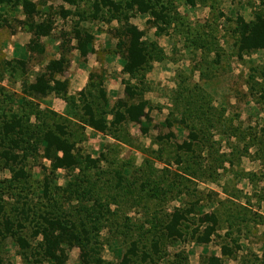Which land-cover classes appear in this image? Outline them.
I'll return each mask as SVG.
<instances>
[{
	"label": "rangeland",
	"instance_id": "obj_1",
	"mask_svg": "<svg viewBox=\"0 0 264 264\" xmlns=\"http://www.w3.org/2000/svg\"><path fill=\"white\" fill-rule=\"evenodd\" d=\"M33 1L40 14L52 10L55 28L61 27V0ZM168 1L173 7L178 0ZM185 1L190 6L200 1L204 4L187 20L177 3L178 15L172 13L161 32L170 27L183 36L187 23L194 58L204 62L200 69L206 77V90L198 92L194 117L178 119L181 130H172L166 115L156 117L160 115L158 107L153 113L156 121L151 119L152 127L145 137L124 134L130 144L110 141L103 152L87 141L81 142L75 147V155L87 158L71 169L56 170L43 157L41 138L48 128L61 124L60 103H49V108L46 99L41 100L43 105L34 99L19 101L22 81H33V71L46 54L32 55L27 73L18 63L2 64L3 57L12 60L4 45L24 31L19 27L24 15L17 0H0V119L9 110L23 117L21 157L15 167L27 172L24 178L15 177L0 157V264H55L43 256L39 235L46 220L55 218L68 220L79 236L66 250L64 264H119L122 254L134 249L131 264H184L190 238L204 230L197 209L203 196L197 188L215 186L204 180L208 171L210 176L215 170L233 180L226 184L228 189L237 180L247 189L249 182L242 181L245 178L264 181V48L239 54L237 23L239 17L253 22L256 14L264 15V0ZM178 17L183 19L179 24L175 23ZM217 73L221 80L218 90L223 89L220 94L216 91ZM200 122H207V130L196 127ZM215 124H221L220 129ZM99 153H110L111 161H100L97 171L94 160ZM175 190H188L191 195ZM176 196V201H170ZM176 208H192L193 213L188 212L181 223L182 238L170 241L165 224ZM7 220L15 238L5 231ZM19 237L27 241V247Z\"/></svg>",
	"mask_w": 264,
	"mask_h": 264
},
{
	"label": "crops",
	"instance_id": "obj_2",
	"mask_svg": "<svg viewBox=\"0 0 264 264\" xmlns=\"http://www.w3.org/2000/svg\"><path fill=\"white\" fill-rule=\"evenodd\" d=\"M94 1L76 0V2L70 3L68 0H61V7L68 12V16L65 19L61 17L60 28H55L50 36L42 38L46 44L47 53L46 57L34 69L33 80L42 66L48 64L52 59L60 58L59 48L63 40L59 33H70L75 26L85 29L93 36L92 42L84 45L85 55H82V51L77 48V40L71 39L70 45L74 48L70 53L71 63L65 74L69 80L68 90L66 93L52 92L47 95L44 98L47 101L46 105L50 108L49 103L53 106L55 103H60V114L67 118L70 125L73 126L71 131L80 133L83 143L87 141V144L91 143L96 150L103 152L112 142L122 143L110 132V129L113 128L110 122L115 115V105L117 100L124 98L126 84L139 83L141 79L143 82L141 97L148 102L149 108L152 107V109H147L150 118H154L153 121H156L153 113L159 107L160 115L157 114L156 117L166 115L172 122L171 129L180 131L179 125L174 120L184 110L186 120L189 117L193 118L198 92L206 90V85H203L206 77L203 75V70L200 69L205 65L201 59L194 58V46L191 38H188L187 29L184 30L183 36L170 27L163 33L151 21L152 18L149 14L136 12L130 14L127 22L137 26L143 32L142 41L148 55L152 53L153 58L149 56L147 66L140 73L128 75L123 73L125 60L120 54L118 41L113 34L114 30L121 26L122 20L109 13L106 17H102V13L94 15ZM185 2V0L174 2L171 13L178 15L179 10L175 9V5L177 7V3H179V7L185 10V17L182 18L188 20L191 19L190 16L193 15L196 8L202 7L204 4L200 1L193 7ZM182 18L175 19V23L179 24L178 21H182ZM12 37L8 44L4 45L8 49L11 59L25 56V47L31 39V33L22 31ZM179 53L180 56H178ZM26 56L28 55L26 54ZM100 72H103L102 85L91 88V75ZM219 75L217 73V94L223 91V89L221 92L218 90L221 82L218 78ZM199 82L202 83L200 87L197 85ZM207 82L213 81L207 80ZM101 89L105 91L106 98L104 99L100 96ZM83 93L89 100H93L92 106L95 115L106 117V131L100 132L89 125L88 117L81 107L85 99ZM52 95L53 98H51ZM162 99L167 101L163 103ZM182 101L185 105L184 110H181ZM39 104L43 105V102L39 101ZM166 110L167 114H164ZM121 125L129 133H137L138 139L141 136H146L141 133L139 124L123 121L117 126L121 127ZM220 125L215 124L214 126L220 129ZM196 127L203 131L207 128V122H200ZM79 145L80 142L77 143V146ZM95 158L104 162L100 153ZM117 158L120 159V156ZM204 171L206 170L204 169ZM214 171H212L213 176H210L211 172L208 171L204 180L211 181V184L215 186L208 184V190H205V187H201L202 190L197 188L199 189L197 193L201 191L203 196L198 202L197 209L204 213L214 212L217 215L216 231L211 235L209 243L205 245L197 244L190 238L192 243L187 244L185 250L187 259L184 264H210L211 257L218 258L221 264H264V181L258 178H245L242 181L249 182L247 189L238 185L240 183L238 180L232 184L231 189H228L226 184L233 180ZM201 183L203 184V182ZM177 197L170 201H176ZM223 246L227 247L230 252L223 253Z\"/></svg>",
	"mask_w": 264,
	"mask_h": 264
},
{
	"label": "trees",
	"instance_id": "obj_3",
	"mask_svg": "<svg viewBox=\"0 0 264 264\" xmlns=\"http://www.w3.org/2000/svg\"><path fill=\"white\" fill-rule=\"evenodd\" d=\"M17 1L21 6L22 13L24 15V19L20 20L19 22V27L21 30L31 33V39L25 47L26 54L28 56L25 54V56L21 58H14L12 60H7L5 57H3L2 64L4 66H11L15 63H18L24 68V73H27L29 71L27 66L29 60L32 58V55L38 54L40 56H45L47 47L42 41V38L51 35L52 31L55 29V22L53 20L52 10H50L48 14H40L38 11L37 2L33 0ZM68 1H70V3L76 2V0ZM171 8V4L168 0L94 1V15L102 13V17H106V15L111 14L119 20H122L121 26L118 29L116 28L113 34L118 41L120 54L125 60L123 73L128 75L140 73L141 70L147 66L149 61L148 59L153 58L152 53L148 55L147 49L144 46V42L142 41L143 32L139 30L137 26L127 22L130 14H133L134 12L140 14H149L152 18L151 21L158 26L157 28L159 31H162V25L167 24L170 20L169 17L172 15ZM58 13L59 16L64 19L68 16V12L62 7ZM237 23L240 28V40L238 43L239 54L243 53L244 51L264 48V15L256 14L253 22H247L243 17H239L237 19ZM184 26L186 29L188 28L187 25L184 24ZM60 37L63 40V43L59 48L60 58L52 59L48 62V64L42 66L33 81L28 78L22 81V96L19 97L20 102L23 103V101H27V99L41 101L52 92H67L69 80L65 77V74L71 63L70 53L74 48L70 45L71 39L77 40V48L82 51V55H85L86 53L84 50V45L92 42L93 36L85 29L74 26L70 33H60ZM149 56L151 57L149 58ZM39 63H41V61H39ZM102 73L103 72L93 73L91 75V88L102 85ZM9 77L12 78L11 75ZM14 79H16V77H14ZM142 83L143 82L141 79L139 80V83H127L125 86L124 98L119 99L116 102L115 115L113 120L110 122L111 127L113 128L110 129V132L118 140H121L122 143H129L128 137L126 141L124 134H130L129 131L126 130L122 125L121 127L117 126L119 123L125 121L133 124H139L140 131L143 135H148V132L152 127L151 118L149 116V112H147V109H152V107L149 108L148 102L143 100L141 97L143 93ZM100 96L103 99L106 98L105 91L103 89L100 90ZM84 97L85 99L83 100L81 107L88 117L89 125L100 132L106 131V117H97L92 106L93 100H89L85 95ZM182 102L181 110H184V101ZM184 116L185 110L176 120H174L176 121L175 123H177L178 119H183L182 117ZM59 118L62 121L61 124L54 128H48L43 134L41 138L42 152L43 157L52 163L54 169L67 170L75 167L79 161H83L87 157L84 156L83 159H81L79 156L75 155V147L77 146V143H81L83 141L82 135L77 131H71L73 126L70 125L67 118L62 115L61 117L59 116ZM167 119L168 118H166V120ZM169 125L170 127L172 126L171 121ZM0 127L2 131V139L0 141V157L6 161L7 165L12 169L15 177L24 178L27 176L26 170H24L23 167L19 169L15 167L21 157L19 154V149L21 148L22 139L24 137L23 117L18 113L9 110L5 112L3 118L0 119ZM115 148L118 150L117 146ZM108 156L111 157L110 153H103L101 158L104 161L110 162L111 159ZM94 161L97 167L96 170L98 171L100 159L96 158ZM19 173L20 176H18ZM123 173H125V171H123ZM190 173L191 175L194 174L192 171H190ZM103 174L104 173H101L100 176H103ZM177 177L178 175L173 178V181L176 182ZM173 181L171 182L172 185H174ZM175 192L185 195H189L191 193L188 190H186L184 193H179L178 190H175ZM159 198H161V195ZM159 200L160 199H158V201ZM112 203V201L110 203L109 201L107 202L109 205ZM180 209L182 208H176L171 215L169 222L165 224V232L167 233V238L170 239V241H174L173 239L182 238V231L180 230L181 223L182 221L186 220V217H188L187 214L188 212L191 213L192 208H188L190 210L187 211ZM182 212H184V214ZM199 212V215L201 216L198 217V220L200 221L199 223L201 226H205L203 232L194 236L193 240H195V243L197 244L205 245L209 243L211 235L213 233L215 234L218 218L214 212L204 213L200 210ZM46 221L47 225H45L39 232V235L42 236L40 246L43 249V256L45 259L50 260L55 264H64L66 261V250L69 246L76 244L77 240H79V236L74 231L72 226L73 224H70L68 220L55 218L54 220ZM5 231L8 236L15 238L14 228L12 227L9 220L6 222ZM171 238L173 239L171 240ZM18 239L24 246L26 245L27 247V241L24 238L19 237ZM229 252L230 250L223 246V253ZM134 255H136L135 249L132 252L127 251L125 254H122V259L120 260L119 264H131ZM210 264L221 263L218 258L211 257Z\"/></svg>",
	"mask_w": 264,
	"mask_h": 264
}]
</instances>
